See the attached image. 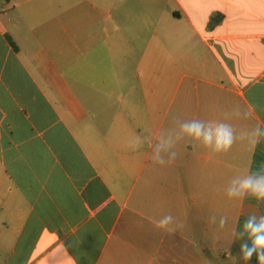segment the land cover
Returning <instances> with one entry per match:
<instances>
[{
    "label": "crops",
    "instance_id": "obj_1",
    "mask_svg": "<svg viewBox=\"0 0 264 264\" xmlns=\"http://www.w3.org/2000/svg\"><path fill=\"white\" fill-rule=\"evenodd\" d=\"M258 126L264 0H0V264H258L239 233L264 201L226 194L264 175Z\"/></svg>",
    "mask_w": 264,
    "mask_h": 264
},
{
    "label": "clouds",
    "instance_id": "obj_2",
    "mask_svg": "<svg viewBox=\"0 0 264 264\" xmlns=\"http://www.w3.org/2000/svg\"><path fill=\"white\" fill-rule=\"evenodd\" d=\"M239 114V109H237ZM181 133L187 134L195 140H201L204 148L210 149L214 153H227L232 145L236 142L233 129L230 125L217 123L215 128H205L203 123L197 120L184 122L181 124ZM253 145H258L264 140V129L259 126L254 130ZM243 138V137H242ZM142 145L137 143L131 145L133 149L139 148ZM173 149L168 152L167 156L161 155V146H157L155 153L151 156L152 162L158 165H166L175 159L177 153L175 144H169L167 148ZM261 173H264V166L260 167ZM226 194L230 199H242L245 196L254 197L257 201H264V175L248 174L244 178H236L231 181L226 189ZM211 223H216V217L210 218ZM227 223L226 217L220 218L219 228H223ZM158 229L172 231V226L175 224V217L167 214L155 222ZM181 227L182 225H175ZM247 235L240 247L241 257L245 261H249L253 254H256L258 264H264V216L258 220L256 216H250L243 224V231L239 233V238ZM250 242V243H249Z\"/></svg>",
    "mask_w": 264,
    "mask_h": 264
}]
</instances>
